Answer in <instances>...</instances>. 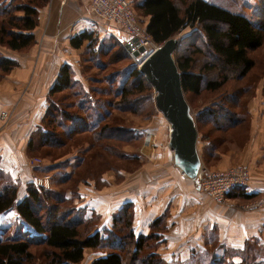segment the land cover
I'll use <instances>...</instances> for the list:
<instances>
[{
	"label": "trees",
	"instance_id": "16d2710c",
	"mask_svg": "<svg viewBox=\"0 0 264 264\" xmlns=\"http://www.w3.org/2000/svg\"><path fill=\"white\" fill-rule=\"evenodd\" d=\"M48 2L0 0V46L28 52L36 43L33 32L39 24V9ZM135 7L148 18L147 24L144 21L146 32L157 44L165 43L187 27L195 28V34L184 37L189 40V52L177 57L185 94L195 97L204 92L222 94L232 79L244 80L257 67L253 53L264 46V21L256 26L247 17L206 0H137ZM198 32L201 44L194 42ZM92 37L91 32H83L71 43L80 48L85 41L92 42ZM207 52L213 60L203 62L195 70L198 56ZM87 61L90 66L99 65L91 59ZM18 66V61L0 51V80ZM123 72L127 73L123 79L104 76L107 87L88 93L71 66L61 68L49 92L47 112L30 139L28 153L54 159L41 171L48 172L57 166V183L65 184L67 189H44L31 182L21 200L18 186L0 171V264H79L87 249L105 253L93 264H168L154 252L153 235L134 233L132 204H126L115 215L111 229L99 231V217L95 213L87 217L85 210L75 203L81 184L95 181L101 186L100 178L108 170L132 171L139 167L138 156L127 154L124 147L138 145L140 136L122 124L117 112L151 115L154 88L137 66L124 68ZM216 72L219 77L209 78ZM84 74L82 77L88 80ZM248 89L249 86L235 88L197 113L198 130L210 139L209 153H215L219 140L224 142L234 130L245 127L249 115L247 102L253 97L243 100ZM66 91L71 94H64ZM60 94H64L62 99ZM80 145L84 148L79 149ZM228 197H239L245 202L258 195L241 188L230 192ZM12 211L18 219L3 225L1 216ZM15 222H22L31 230L30 235H11ZM40 246L44 248L38 253L34 247ZM243 255L240 263L228 261V256H224L216 257L210 264H264V259L257 261L255 254Z\"/></svg>",
	"mask_w": 264,
	"mask_h": 264
},
{
	"label": "crops",
	"instance_id": "0c3cea01",
	"mask_svg": "<svg viewBox=\"0 0 264 264\" xmlns=\"http://www.w3.org/2000/svg\"><path fill=\"white\" fill-rule=\"evenodd\" d=\"M83 32L109 33L118 39L121 34L126 43L132 39L118 26L90 15L87 0H49L39 9V24L33 32L35 46L27 53L3 49L19 66L0 84V112L11 114L7 123L0 120V171L18 186L21 200L27 195L29 183L41 175L39 172L48 173L40 170L41 164L32 162L28 145L47 112L49 92L61 68L69 65L79 74L80 68L86 66L81 53L91 41H85L80 48L71 43ZM80 75L76 79L86 81ZM250 112L255 128L251 140L234 157L223 155L216 169L247 167L250 181L245 190L257 198L242 202L239 197H228L222 203L212 199L176 164L170 133L161 124L158 129L143 128L140 133L128 127L140 136L141 143L134 151L126 152L138 156L139 167L105 172L100 178L101 186L95 181L81 184L75 203L87 217L92 213L99 217V231L111 229L115 215L126 204H132L134 233L153 235L154 252L168 264H210L224 256L240 263L243 254H255L257 261L264 259V107L259 111L251 108ZM148 132L155 135L151 147L142 141ZM204 146L198 131L197 152L202 164ZM1 219L15 220L18 216L12 211ZM104 255L87 249L79 264H93Z\"/></svg>",
	"mask_w": 264,
	"mask_h": 264
},
{
	"label": "rangeland",
	"instance_id": "374dc122",
	"mask_svg": "<svg viewBox=\"0 0 264 264\" xmlns=\"http://www.w3.org/2000/svg\"><path fill=\"white\" fill-rule=\"evenodd\" d=\"M136 1L137 0H129L130 4L132 5L135 12L137 13L139 21L142 24H144V21L146 20V18L143 17L142 15H140V13L137 11V9L135 7ZM212 3L223 6V7L227 8V9H229L235 13H239V14L247 17L256 26L261 25L262 22L264 21V0H212ZM88 13H89V11H88ZM90 15H92V14H90ZM191 33H193V34L196 33L195 28L187 27L182 32L178 33L173 38H171V39H176V41H177V45H176V48L174 51V57H175L176 62H177V57H180V56L187 54L189 52V50H190L189 49V42H188L189 40H185L184 37L187 36L188 34H191ZM92 34H93V32H92ZM199 39L200 38H199V32H198V34H196L194 36V42L201 44V41ZM91 40H92V42L90 44V47L87 46L86 48H83L84 50L81 53V59L83 60L82 62H84V60L91 59L93 63L96 62L98 64V62H99V65L101 67L99 65L98 66H94V65L90 66L89 62L86 61V63H85L86 66L83 65L80 68V70L78 69L79 74H81L80 77H82V74H84L83 72H85L84 75L89 80V81L83 80L84 83L82 82L84 84V86L86 87V91L88 93L89 92L92 93L91 91L93 89H96V88L107 87L105 85V82H103L104 76L114 75V77H117L118 79H120V78L123 79L127 75V73L123 72L124 68L128 69L129 67L132 68V67L137 66L140 70V65H141L140 59L139 58L136 59L133 56V54L130 53L126 49V47H125L126 38L122 37L121 34H120V38L118 39V38L114 37L113 35H110L109 33H107L106 35H99L98 33H96V35L93 34V37ZM158 45L161 46L162 44H158ZM33 47H31L30 50ZM3 49H7V48H3L0 46V51H2L4 53ZM7 50H9V49H7ZM24 53H27V52H24ZM253 56L256 58V61H257V67L255 68V70L244 80L232 79L229 82L230 85H228V87L222 92V94L218 95V94H214V93L204 92L199 97H195L191 94H185L186 100H187L189 107L191 109L190 113L194 117L196 124H197V119H196L197 113L199 111H201L204 108L210 107L211 104H213L215 101H218L219 99L224 98L227 94L232 93L235 88L237 89L240 87L249 86V89L247 91H245L244 95L242 96L243 100H247L250 95H253V97H250L248 102H247L248 103L247 104V110L249 112V115L247 116L248 122L246 123L245 127L244 128H237L236 130H234L235 132L231 134V136L228 138V140H226L224 142H221L219 140L217 143L218 146L216 147L214 154L209 153V151L207 150V143L210 141V139L205 137L198 130L199 133L201 134V141L205 144L204 151H203V159H204L203 165H205V167H207L213 171H217L216 167L220 163L223 155L230 154L231 157H234L236 155L235 153L239 152V150L241 151L246 146V144L251 140L252 135H253V130L255 128H254V115L250 112V109L254 108L255 110L257 109L259 111V110L263 109V107H264V103L263 102L261 103V100L264 101V46L261 49H259L258 51L254 52ZM207 60H213L210 57V53H208V52L205 53L204 55L200 56V57L198 56L196 63H195V70H198L200 68V66L202 65V63L206 62ZM82 62H81V64H83ZM10 73H8V74H10ZM74 74L78 75L77 77H79V74L77 72H75ZM229 74L232 75L234 73L229 72ZM217 77H219V72L213 73L209 76V78H214V79H216ZM4 78L2 80H0V84H2V81L4 80ZM79 87H80V85L77 86V88H79ZM68 93L71 94V91H66L64 94H68ZM147 93L148 92H146V94ZM64 94H60L59 97H61V99H62ZM154 94L156 96L155 91H154ZM95 95H97L96 97H99L101 99H105L103 95H101V96H99L98 94H95ZM62 101L67 103L65 100H62ZM152 103H153V107H151V108H153V110L151 112V115H149V116L146 115L147 113L137 114V113H131V112H124V113L117 112V115H118V117L121 116L122 124H124L127 128L128 127H132V128L134 127V130L138 133L142 132V130H144V129H145V131L146 130L149 131V129H151V128L152 129H155V128L158 129L161 126V124L166 126L167 132H168L169 123L164 118L162 112L159 111V109L156 105L155 99H153ZM150 106H151V104H150ZM240 109L243 110V108H240ZM144 140H145V135L142 136V141L144 142ZM140 143L141 142L139 141L138 145ZM138 145H136V146H138ZM152 145L153 144L148 145V146L151 147ZM136 146L128 144L124 147V151L125 152H132V151H134L133 148H136ZM82 148H84V145H80L79 149H82ZM42 156L44 157V155H40L39 153H37V155L32 156L33 159L37 158V159L42 160L40 170H43L45 168L44 165H48L49 163L54 162V159H51L49 156L47 158L45 157L46 159L42 158ZM56 160L61 161V158L56 159ZM231 161H234V158L231 159ZM233 167H236V166L233 165ZM230 168H232V166ZM230 168H228V169H230ZM39 171H37V172H39ZM109 171H113V170H108L107 172H109ZM39 174H41L39 176H43L45 174H48L51 176V184L52 185H51L50 189L54 188L57 190V189H63L64 187H66L65 184L59 186L57 183V178L59 177L57 166L50 168L48 173L42 174L39 172ZM52 178H53V183H52ZM64 189H67V188H64ZM13 221H14L13 219H8V220H4L2 223H3V225L4 224H11V223H13ZM15 221H16V219H15ZM24 226L25 225H22L18 222L17 223L15 222L14 226L12 227V230L10 231V234L14 235L17 233H22L23 235L24 234L30 235L31 230L29 231V229L26 226L25 227ZM43 248H44L43 246L34 247V250L38 251V253H39V251L42 250Z\"/></svg>",
	"mask_w": 264,
	"mask_h": 264
},
{
	"label": "water",
	"instance_id": "95a60500",
	"mask_svg": "<svg viewBox=\"0 0 264 264\" xmlns=\"http://www.w3.org/2000/svg\"><path fill=\"white\" fill-rule=\"evenodd\" d=\"M176 45V39H169L146 56V49L137 37L128 41L125 47L140 59V71L152 84L156 105L172 129L170 147L174 150L176 164L188 177L196 180L202 165L197 152L198 128L190 113L181 72L174 57Z\"/></svg>",
	"mask_w": 264,
	"mask_h": 264
},
{
	"label": "built area",
	"instance_id": "2783aa9c",
	"mask_svg": "<svg viewBox=\"0 0 264 264\" xmlns=\"http://www.w3.org/2000/svg\"><path fill=\"white\" fill-rule=\"evenodd\" d=\"M88 11L95 18L112 23L125 31L131 38L137 37L140 45L144 46L146 52L144 56L149 55L159 48L156 42L147 34L145 25L142 24L130 4L129 0H87ZM11 117L7 111L0 112V120L6 123ZM172 129L169 125L168 132ZM155 135L145 134L144 143L146 145L154 144ZM33 163L41 164V159H33ZM183 172V171H182ZM184 175H186L183 172ZM196 181L200 187L215 201L222 203L227 200V195L235 189L246 188L250 181V171L245 166L232 167L225 171H213L205 165H201ZM36 186L44 189L51 188V176L45 174L35 179Z\"/></svg>",
	"mask_w": 264,
	"mask_h": 264
}]
</instances>
